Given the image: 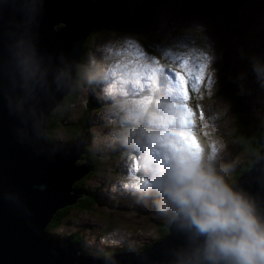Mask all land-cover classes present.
Instances as JSON below:
<instances>
[{
    "label": "rangeland",
    "instance_id": "374dc122",
    "mask_svg": "<svg viewBox=\"0 0 264 264\" xmlns=\"http://www.w3.org/2000/svg\"><path fill=\"white\" fill-rule=\"evenodd\" d=\"M139 1L128 7L121 29L105 27L94 32L82 55L84 61L73 74L81 77L77 82L79 99L69 119L80 114L82 98L99 99V105L88 109L89 116L94 118L96 114L97 118L84 136L91 141V156L101 161L94 177L91 175L86 183L100 185L101 198L89 207L92 210L74 214L75 221L61 225L52 235L77 233L82 240L81 250L117 248L120 240L125 244H121V251L141 250L158 240L160 226L166 232L165 223L178 213L155 187L141 190L134 186L153 184L158 172L156 162L148 159L147 141L140 134V128L146 125L126 120V113L115 107L117 100L125 98L113 97L107 91L115 82L114 71H123L122 64L131 65L130 71L163 66L164 77L169 79H158L154 96L166 100L172 99L168 90L183 69L180 75L185 76L184 87L191 89L182 106V114H191L187 132L191 141L199 139L204 163L226 185L235 179L249 155L236 150L232 132L237 121L232 97L220 89L217 81L221 57L240 74L242 117L264 127V0H148V8L137 6ZM122 133L127 135V141ZM213 147L217 151L209 160ZM124 227L129 230L114 234Z\"/></svg>",
    "mask_w": 264,
    "mask_h": 264
},
{
    "label": "water",
    "instance_id": "95a60500",
    "mask_svg": "<svg viewBox=\"0 0 264 264\" xmlns=\"http://www.w3.org/2000/svg\"><path fill=\"white\" fill-rule=\"evenodd\" d=\"M122 1L0 0V264H213L206 235L179 212L149 246L105 256L44 233L57 209L84 197L73 184L90 170L79 128L74 139L52 143L44 122L73 87L84 38ZM256 143L255 158L227 186L264 224V134Z\"/></svg>",
    "mask_w": 264,
    "mask_h": 264
},
{
    "label": "clouds",
    "instance_id": "9594fccd",
    "mask_svg": "<svg viewBox=\"0 0 264 264\" xmlns=\"http://www.w3.org/2000/svg\"><path fill=\"white\" fill-rule=\"evenodd\" d=\"M131 67L122 64L123 71H114L115 82L107 91L113 97L125 98L117 100L115 107L126 113V120L146 125L140 128V134L147 141L148 159L157 164L158 177L153 184L140 183L136 187L141 190L155 187L179 213L189 218L206 235L205 256L213 264L221 259L229 264H264V224L255 215L253 206L204 163V149L198 138L189 142L179 135L188 131L181 120L182 106L186 103L179 84L183 69L168 90L172 99L166 100L154 96L158 79H169L164 77L163 66L140 71H130ZM89 117L97 118L96 114ZM200 118L203 119L202 114ZM195 127L193 122V136ZM122 135L127 141V135ZM216 151L213 147L209 160ZM126 230L129 228L118 231Z\"/></svg>",
    "mask_w": 264,
    "mask_h": 264
},
{
    "label": "trees",
    "instance_id": "16d2710c",
    "mask_svg": "<svg viewBox=\"0 0 264 264\" xmlns=\"http://www.w3.org/2000/svg\"><path fill=\"white\" fill-rule=\"evenodd\" d=\"M134 1L135 0H123L120 4L119 13L116 16L103 22L98 27L92 28L88 32L87 36L84 38L82 42V55L89 48V45L91 43V38L94 32L100 29H106L105 27L111 28V30H115V31L121 29V24H122L121 20L125 18L124 16L128 12L127 10L128 7H130V2H134ZM137 6H141L140 1L138 2ZM179 27L183 29L184 25H180ZM82 55L80 57L79 63H82L84 61ZM224 61L225 60L223 59V57H221L218 61L217 64L218 66L216 69L221 70V73L219 74L217 81L218 84H220V89L230 94L232 97V101H233L232 107L235 113V119L237 121L235 130L232 132L234 143L236 145V150L237 152H241V151L246 152L249 155L248 160H246L235 173L234 180H236V178H238L239 176L240 171L243 168H246L250 164V161L253 160L257 155L259 146L256 143V138L264 134V127H259L256 123H252L246 118L242 117V112L244 111L243 110L244 106L242 104L243 95L238 91L240 85L238 77H240V74L239 72H236L234 70L236 68L234 69L231 68V66L226 61L225 62ZM76 69H77V65L74 69L75 73L77 72ZM80 77L81 74L78 73L75 74L73 87L71 91L62 97L59 104L54 109H52V111L49 113V116L46 118L44 122V127L46 131L44 139L47 142L62 143L63 141L66 140H72L75 138V134L77 133L78 128H79V132L85 138L84 136L85 132L88 131V129L91 128V126L94 124L96 118L92 119L89 117L88 109L91 110L95 106L99 105V99L97 97L93 98L91 96H86L85 98H82L84 100V103H83V107L79 110L80 114L75 119L74 118L69 119L71 108L74 105H76V102L79 99V95L77 91V82L80 79ZM92 80H93V76L90 79V83L92 82ZM91 89L93 88L90 85L89 91H91ZM85 140H86V145L84 146L85 153L82 155V158H87L89 160L90 170L83 177L75 181L73 184L75 188L81 190L84 193V197L79 199L77 203L73 205H69L64 208L57 209L44 229V233L47 236L60 237V238L64 236H68L77 243H80L82 241L81 237L77 233H72L69 235L53 236L52 231L58 229L61 225L72 223L73 221H75L76 218L74 214H78V213L85 214L90 210H92L89 207H92L96 203L97 199L101 198V196L98 194V189L100 185H95L92 187L86 183L91 175L92 177H94L93 173L97 171V169L100 167L101 161L96 156L94 157L91 156L92 149L89 146L91 144V141L89 140V138H85ZM99 153L100 151H97L96 155H98ZM111 154L113 155L114 152H112ZM162 227L163 226H160V228L158 229L160 230L159 237H161L165 232V229L163 230ZM123 242H124L123 240H120V243L124 246L125 244ZM121 244L116 245L115 247L117 248H109V247L107 249L104 247L102 248L94 247L91 249L83 248L82 253L86 255L92 254V255L105 256L112 252H117L122 250L123 247L121 248Z\"/></svg>",
    "mask_w": 264,
    "mask_h": 264
},
{
    "label": "snow or ice",
    "instance_id": "6c2138e0",
    "mask_svg": "<svg viewBox=\"0 0 264 264\" xmlns=\"http://www.w3.org/2000/svg\"><path fill=\"white\" fill-rule=\"evenodd\" d=\"M179 84L181 85V95L184 99V101L187 100V97L191 91L190 87L185 89L184 85H185V76L184 75H180L179 77ZM190 116L191 114L188 113V112H185L182 114L181 116V120H182V123L184 125L185 128H188L190 126ZM179 135L183 138H185L187 141H191V137L189 135V133L187 131H181L179 133ZM143 167H147V165H142ZM135 180V178H133ZM134 186H140V184H134Z\"/></svg>",
    "mask_w": 264,
    "mask_h": 264
},
{
    "label": "flooded vegetation",
    "instance_id": "af4514ba",
    "mask_svg": "<svg viewBox=\"0 0 264 264\" xmlns=\"http://www.w3.org/2000/svg\"><path fill=\"white\" fill-rule=\"evenodd\" d=\"M132 3H133V2H130V4H132ZM147 3H148V0H141V1H140V4H141L142 8H143V7L148 8ZM154 3H157V2L154 1ZM146 12H147V10H145V11H143V12H141V13H142L143 15H145ZM150 12H151V10H150ZM80 66H81V65L79 64L78 67H80Z\"/></svg>",
    "mask_w": 264,
    "mask_h": 264
},
{
    "label": "built area",
    "instance_id": "2783aa9c",
    "mask_svg": "<svg viewBox=\"0 0 264 264\" xmlns=\"http://www.w3.org/2000/svg\"><path fill=\"white\" fill-rule=\"evenodd\" d=\"M123 232H120V231H117V233H114V234H121ZM58 234H53V236H57Z\"/></svg>",
    "mask_w": 264,
    "mask_h": 264
}]
</instances>
